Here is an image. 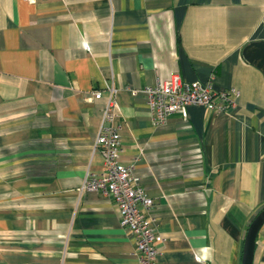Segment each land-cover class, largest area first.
Wrapping results in <instances>:
<instances>
[{
	"label": "crops",
	"instance_id": "0c3cea01",
	"mask_svg": "<svg viewBox=\"0 0 264 264\" xmlns=\"http://www.w3.org/2000/svg\"><path fill=\"white\" fill-rule=\"evenodd\" d=\"M263 19L264 0H0V264H140L114 201L81 190L104 170L93 148L110 88L158 264H242L264 208ZM174 74L235 109L154 126L132 91Z\"/></svg>",
	"mask_w": 264,
	"mask_h": 264
},
{
	"label": "built area",
	"instance_id": "2783aa9c",
	"mask_svg": "<svg viewBox=\"0 0 264 264\" xmlns=\"http://www.w3.org/2000/svg\"><path fill=\"white\" fill-rule=\"evenodd\" d=\"M132 93L134 96L142 94L145 97L154 126L165 125L171 116L183 113L190 106H204L223 113L235 109L237 103L230 92L215 91L212 82L189 83L179 74L154 86L135 89ZM117 94V89L110 88L105 97L103 123L93 148L94 152L103 157L104 170L89 173L81 190L101 192L110 197L119 209L120 225L135 239V254L140 264H158L156 233L145 215V211H151L153 200L135 178L133 168L121 162L123 146L120 126L117 124ZM93 98L102 100L104 95L97 92L93 94Z\"/></svg>",
	"mask_w": 264,
	"mask_h": 264
},
{
	"label": "water",
	"instance_id": "95a60500",
	"mask_svg": "<svg viewBox=\"0 0 264 264\" xmlns=\"http://www.w3.org/2000/svg\"><path fill=\"white\" fill-rule=\"evenodd\" d=\"M264 226V208L258 213L250 224L243 248L242 264H254L257 238Z\"/></svg>",
	"mask_w": 264,
	"mask_h": 264
}]
</instances>
